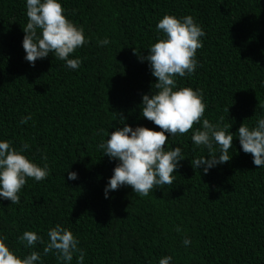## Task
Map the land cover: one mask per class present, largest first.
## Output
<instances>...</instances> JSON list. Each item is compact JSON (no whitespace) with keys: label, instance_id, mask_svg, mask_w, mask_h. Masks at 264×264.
Here are the masks:
<instances>
[{"label":"trees","instance_id":"1","mask_svg":"<svg viewBox=\"0 0 264 264\" xmlns=\"http://www.w3.org/2000/svg\"><path fill=\"white\" fill-rule=\"evenodd\" d=\"M62 6L90 38L73 54L82 61L75 71L51 54L32 67L22 47L25 0H0V139L16 148L27 142L25 154L50 169L44 181L28 179L20 204L0 200V235L25 254L17 243L23 231L47 240L46 230L63 224L79 238L84 264H157L164 255L173 256L172 264H264V169L238 139L230 161L204 175L190 164L207 155L193 145V130L169 135L165 147L181 146L187 158L173 184L146 197L127 186L105 199L116 162L98 148L123 126L121 118L160 130L142 117V96L156 78L139 57L148 55L165 14L191 15L205 32L199 67L179 80L201 91L205 118L234 134L242 123L254 125L264 113V0H62ZM105 37L111 43L98 47ZM68 168L78 179H67ZM184 235L192 240L187 249ZM42 259L58 264L51 254Z\"/></svg>","mask_w":264,"mask_h":264},{"label":"clouds","instance_id":"2","mask_svg":"<svg viewBox=\"0 0 264 264\" xmlns=\"http://www.w3.org/2000/svg\"><path fill=\"white\" fill-rule=\"evenodd\" d=\"M28 18L23 28L22 47L24 59L35 67L38 59L50 54L64 62V67L78 70L81 59L73 54L78 48L90 43L84 28L75 24L66 14L62 0H25ZM158 36L147 48L148 55L140 56L147 61L151 75L156 78L152 90L143 94L142 117L158 126L159 131L144 126L132 127L121 118L122 127L107 133L98 148L102 156L116 162L112 176L104 188L105 199L109 192L130 186L133 193L146 197L153 189H161L175 181V173L187 157L181 146L165 147L169 135L175 139L192 131L191 141L196 148L206 150V156L190 159L194 170L207 175L209 171L230 161L233 140H239L241 150L252 155V162L264 169V113L249 126L242 123L234 134L231 126H221L205 118L206 103L199 89L182 86L181 78L192 77L199 62L197 50L203 47L205 32L191 15L178 17L165 14L156 24ZM98 47H107L108 37L97 40ZM154 86V88H153ZM155 89V90H154ZM229 111V109H228ZM32 119L29 114L20 123ZM194 124L200 125L193 129ZM113 125L111 126V128ZM166 133L168 135H166ZM30 149L27 142L16 148L12 141L0 139V200H10L11 205L21 202V191L28 179L44 181L50 174L45 162L39 165L25 153ZM42 159L46 161L47 157ZM67 179H78V173L67 169ZM177 233L183 232L176 226ZM47 240L36 230H25L17 237V243L28 251L21 254L13 249L7 236L0 235V264H44L42 255H53L58 264H84L85 252L79 247L80 240L63 224L57 223L46 230ZM182 245L187 249L192 240L184 235ZM43 245L42 253L37 249ZM173 256L164 255L157 264H172Z\"/></svg>","mask_w":264,"mask_h":264}]
</instances>
